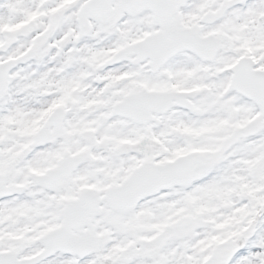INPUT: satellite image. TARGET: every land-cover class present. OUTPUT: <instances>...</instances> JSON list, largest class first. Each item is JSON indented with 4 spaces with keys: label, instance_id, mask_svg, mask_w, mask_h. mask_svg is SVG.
I'll return each instance as SVG.
<instances>
[{
    "label": "snow or ice",
    "instance_id": "obj_1",
    "mask_svg": "<svg viewBox=\"0 0 264 264\" xmlns=\"http://www.w3.org/2000/svg\"><path fill=\"white\" fill-rule=\"evenodd\" d=\"M0 264H264V0H0Z\"/></svg>",
    "mask_w": 264,
    "mask_h": 264
}]
</instances>
